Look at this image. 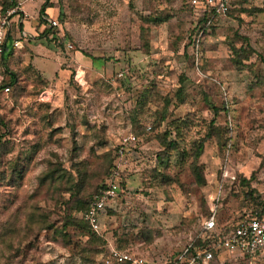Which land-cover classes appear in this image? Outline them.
Returning <instances> with one entry per match:
<instances>
[{"label": "rangeland", "instance_id": "rangeland-1", "mask_svg": "<svg viewBox=\"0 0 264 264\" xmlns=\"http://www.w3.org/2000/svg\"><path fill=\"white\" fill-rule=\"evenodd\" d=\"M10 1L0 0V45L14 40L8 72L0 61V264H117L109 248L164 261L213 212L226 225L264 210V0H233L203 33L187 0H55L45 36V0L1 13ZM129 133L139 143L124 191L93 232L84 210ZM210 264H264V253Z\"/></svg>", "mask_w": 264, "mask_h": 264}, {"label": "built area", "instance_id": "built-area-1", "mask_svg": "<svg viewBox=\"0 0 264 264\" xmlns=\"http://www.w3.org/2000/svg\"><path fill=\"white\" fill-rule=\"evenodd\" d=\"M233 0H187L188 4L196 8L200 16L208 15L210 22L216 17L223 16L231 7ZM18 4L16 5V9ZM16 10H9L11 15ZM50 27H57L55 20H47ZM8 89V88H6ZM152 127L148 125L147 131ZM139 138L133 133H129L119 139L116 149V158L111 174L107 178V188L99 195L95 196L88 209L83 213V220L87 222L90 230L100 232V217L105 209V205L118 196L120 191V182L124 171L128 169L129 159H135L132 156L136 149ZM216 229V219L214 212L210 214L202 224V230L197 237L202 240L209 238L210 232ZM109 257L118 262H131L132 264H209L213 258V253L224 252L226 254H239L247 258H254L264 253V214L246 212L235 224H231V229L222 237L210 240L206 245L194 246L189 242L176 255L164 261L144 262L128 252L119 251L115 248H109Z\"/></svg>", "mask_w": 264, "mask_h": 264}, {"label": "trees", "instance_id": "trees-1", "mask_svg": "<svg viewBox=\"0 0 264 264\" xmlns=\"http://www.w3.org/2000/svg\"><path fill=\"white\" fill-rule=\"evenodd\" d=\"M16 5H17V2L15 0H11L9 4L8 3H3L2 4V8H1V13H4L6 11V9L9 8V7H10V9L16 7ZM49 6H50L49 1L48 0H45L44 3L39 8V15L43 18L42 19L43 22H46V16L44 14V11ZM230 9H231V7L229 8V10L227 11L226 14H229ZM258 11L259 12H264V9H260ZM18 14H21V12L20 11H17V10L12 13V15H18ZM208 20H209V16L208 15H205V14H202L201 17L198 20V26H197L196 32H202L203 33L206 29H208L209 27H211L213 20H211L210 22H208ZM52 29H53V27H50L49 25H47V27L44 28V30L42 32V35L43 36L48 35ZM13 41L14 40L12 38L7 37V39L5 40V42L0 45V54H1V56H0L1 60L0 61H1V65L3 66V68L5 69L6 72L9 71V68L7 66V63H6V59H7V57H9V56L12 55V51L14 49V47H13ZM235 52L237 53L236 55L238 56L239 55V52L237 50H235ZM239 63L240 62H238V64ZM11 75H12V82H13L14 81V78H15V73L11 72ZM12 82L9 83L8 85L10 86L12 84ZM182 92H183V89H182V87H180L179 90L176 93L178 95V97H179V101L180 102H182L184 100V97L181 96V93ZM0 123H1V120H0ZM207 139H208V137H204V138L201 139L200 143L197 146L196 157H199L200 153L202 152L203 144L205 143V141ZM175 145L176 144L173 141L168 142V148L169 149H174L176 147ZM115 158H116V149L114 151V154L112 156V160H111L110 165H109V168L107 170L106 179L99 186V188L96 191L94 197L97 196V195H99L101 192H103L107 188V186H108L107 185V178H108V176L112 172V169H113L114 163H115ZM125 172H127V171H124V173ZM196 180L202 182L200 176L196 177ZM124 188H125V183H124V179L122 177L121 182H120V191H124ZM118 196H119V194H118ZM88 207L85 208L84 212L88 209ZM106 207L107 206L105 205V209H106ZM250 212L257 213V214H264V210H262V209H255V210L250 211ZM245 214L246 213H244L243 215H241V217L244 216ZM241 217L239 219H241ZM71 222H73V220H71ZM83 222L88 226V224H87L86 221L83 220ZM236 222L237 221H235L232 224H235ZM88 228H89V226H88ZM230 229H231V224L218 225L217 222H216V229L215 230H212L210 232V235H209V238L208 239L202 240L201 238L197 237V235H199L201 233V230H202V228H201V230L198 232V234H196V236H194V238L190 242H192V244L194 246H197V245H206V244H208L210 242V240H213L215 238H220V237L224 236ZM217 255H218L217 252H214L213 253V258L211 259L210 263H212V261H214L217 258ZM115 262L117 264H129V262H118V261H115Z\"/></svg>", "mask_w": 264, "mask_h": 264}, {"label": "crops", "instance_id": "crops-1", "mask_svg": "<svg viewBox=\"0 0 264 264\" xmlns=\"http://www.w3.org/2000/svg\"><path fill=\"white\" fill-rule=\"evenodd\" d=\"M49 1V3H50V6L49 7H47L46 9H45V11H44V14H45V16H46V22H43L45 25H48V19L49 20H55V15H57L58 14V9H55V7H53L52 5H51V2L50 1H55V0H48ZM233 2V1H232ZM187 4H188V2H187ZM232 4V3H231ZM42 5V4H41ZM188 6L195 12V14H196V17H197V22H198V20H199V18L201 17L200 16V13H199V11L196 9V8H193L192 6H190L189 4H188ZM41 7V6H40ZM39 7V8H40ZM38 13H39V10H38ZM54 18V19H53ZM44 24H42V25H44ZM44 25V26H45ZM22 27V26H21ZM45 28V27H44ZM53 28H55V27H53ZM117 197V196H116ZM107 205V204H106ZM104 212V211H103ZM178 253V252H177ZM176 253V254H177ZM175 254V255H176ZM174 256V255H173Z\"/></svg>", "mask_w": 264, "mask_h": 264}]
</instances>
